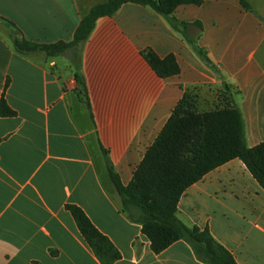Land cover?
Instances as JSON below:
<instances>
[{"label":"crops","instance_id":"1","mask_svg":"<svg viewBox=\"0 0 264 264\" xmlns=\"http://www.w3.org/2000/svg\"><path fill=\"white\" fill-rule=\"evenodd\" d=\"M108 1L0 0V105L15 113L0 116V264H101L68 205L117 248L115 264H206L185 240L153 253L109 169L128 187L185 95L204 114L230 93L248 147L264 143V0H245L249 9L241 0L181 5L171 15L178 28L128 3L96 22L81 51L16 50L13 28L34 45H71ZM148 51L173 55L180 74L160 78ZM177 216L208 230L237 264H264V189L241 160L191 186Z\"/></svg>","mask_w":264,"mask_h":264},{"label":"trees","instance_id":"2","mask_svg":"<svg viewBox=\"0 0 264 264\" xmlns=\"http://www.w3.org/2000/svg\"><path fill=\"white\" fill-rule=\"evenodd\" d=\"M205 1L110 0L94 7L83 19L71 45L38 46L24 40H15L14 44L22 54L40 50L53 56L63 54L70 48L81 51L96 22L100 18L114 16L125 4L148 7L166 17L174 28H178L180 25L171 18L175 9L181 5L200 6ZM241 3L244 8L249 9L245 0H241ZM198 52L210 63L203 50L198 49ZM145 58L162 79L180 74V67L173 55L161 60L148 51ZM76 79L85 90L81 73H77ZM192 103V97L185 95L128 187L122 185L111 167L110 177L122 200L123 212L130 220L140 222L142 234L151 242L153 253L159 255L173 244L185 240L206 264H237L234 257L212 238L208 230L201 232L198 228L190 229L178 219V204L191 186L213 170L236 159L245 164L264 189V143L255 148L248 147L244 119L236 106L196 114L189 113ZM0 116H15L5 99L0 105ZM66 210L73 216L83 238L101 264H115L121 259L117 248L95 228L80 208L68 205Z\"/></svg>","mask_w":264,"mask_h":264},{"label":"rangeland","instance_id":"3","mask_svg":"<svg viewBox=\"0 0 264 264\" xmlns=\"http://www.w3.org/2000/svg\"><path fill=\"white\" fill-rule=\"evenodd\" d=\"M13 38H14V41L17 40V41H22L23 39L21 38V34L13 28ZM219 109L217 110H224V109H227V108H231L233 107V98L231 96L230 93H226V94H223L222 96H220V99H219ZM194 101L189 109V113H196V114H202L200 113L199 109L197 108L196 105H194ZM214 112V111H213Z\"/></svg>","mask_w":264,"mask_h":264}]
</instances>
